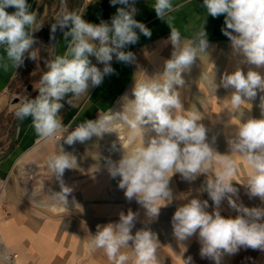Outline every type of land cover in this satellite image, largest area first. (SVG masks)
Returning a JSON list of instances; mask_svg holds the SVG:
<instances>
[{
    "label": "clouds",
    "instance_id": "9594fccd",
    "mask_svg": "<svg viewBox=\"0 0 264 264\" xmlns=\"http://www.w3.org/2000/svg\"><path fill=\"white\" fill-rule=\"evenodd\" d=\"M110 2L113 6L122 5L111 23L93 24L77 11H69L66 0H62L51 32L54 35L57 27L67 29L64 31V38L69 40L67 49L48 61L47 71L39 80L38 95L19 98L15 116L20 120L31 117L40 138L59 136L67 145L84 143L92 137L103 138L107 133H116L118 126L125 127L134 147L123 150L119 160L106 158L105 163L109 175L120 178L118 187L125 198L135 199L145 209L148 222L155 221L160 209L172 203L174 196L169 184L174 174L179 173L186 181L204 175L200 191L207 193L214 210L206 211L208 200L198 198L177 207L171 218L175 238L184 241L198 232L201 257L210 258L215 264H220L225 253L235 254L241 247L264 250V207H245L233 199L238 193L233 184L237 166L231 158L232 154H238L246 161L249 175L243 185L249 198L264 201V96L260 102L261 118L241 119L232 129L227 138L230 154H221L212 146L215 137L209 143L207 129L199 123L201 114L185 110L181 101L183 74L201 54L208 55L209 41L204 27L190 39L182 38L179 30L171 28L168 38L173 46L171 57L164 61L161 72L135 78L134 98L122 97V110H108L71 131L70 123L63 124L58 112L67 94H72L67 103L74 107V97L88 93L90 87L99 86L106 75L115 72L111 65L114 56L118 62H134V53L124 49L138 42L137 30L151 37V30L134 18L135 0ZM9 7L15 11L7 12ZM202 7L213 18L224 16L221 32L240 56L235 70L225 72L219 85L212 79L209 87L213 93L218 87L229 90L225 100L234 114L239 112L243 117V106L254 100L258 91L264 92V76L257 70L264 68V0H203ZM153 9L161 20L176 10L172 0H156ZM36 23L37 15L27 0H0V46L7 61L2 65L4 70H8V62L15 68L22 66L26 56L36 60L35 52L31 51L36 43L31 29ZM90 57L103 64V69L93 64ZM241 65L249 66L248 70L245 72ZM153 131L154 136H147ZM47 166L59 183V191L50 189L52 199L67 208L73 189L65 184L63 176L66 169L78 167L77 159L60 147L48 157ZM225 198L239 213L235 218L221 215L219 208ZM136 219L137 213L129 209L127 214H119L118 222L97 224L95 234H90V251L103 250L110 264H161L157 234L147 228L133 234ZM123 249H131L132 255ZM182 260L183 264H192L190 256Z\"/></svg>",
    "mask_w": 264,
    "mask_h": 264
},
{
    "label": "crops",
    "instance_id": "0c3cea01",
    "mask_svg": "<svg viewBox=\"0 0 264 264\" xmlns=\"http://www.w3.org/2000/svg\"><path fill=\"white\" fill-rule=\"evenodd\" d=\"M69 1L71 0H66L67 5ZM27 2L31 5V11L36 13L37 21L42 16V10L55 5L56 12L62 5V0ZM155 2L156 0H135L137 13L134 18L144 23L152 34L150 38L145 37L137 30L138 42L124 49L134 53V62H118L114 56L111 65L115 72L106 75L99 86L90 87L88 93L74 97V107L67 103L72 94H67L65 100L61 101L63 107L58 115L63 124L70 123L75 128L96 113L106 110L138 71L145 69V73L152 76L155 69L163 70L164 61L171 57L173 50L168 39L171 28L179 30L182 38L190 39L204 27L209 41L208 55L201 54L190 70L183 74L185 87L180 89L181 101L185 110L198 111L201 114L199 123L206 127L209 143L215 137L216 141L212 146L221 154H230L228 136L241 119L261 118L260 102L264 92L258 91L257 97L243 106V117L239 112L234 114L230 103L225 100L230 91L218 87L213 93L209 87L212 79L219 85L222 75L234 71L240 60L229 38L221 32L224 16L213 18L207 15L206 9L202 7L203 0H172L176 10L161 20L153 9ZM118 7L122 5L113 6L110 0H83L79 14L93 24L102 21L110 24ZM6 11L12 13L15 9L9 7ZM59 13L57 11L58 15ZM52 24L54 23L47 25L49 28L45 39L49 36ZM35 28L36 24L31 29L34 34ZM68 43L69 40L64 38L63 33L57 55L64 54ZM5 57L4 48L0 46V105L6 102L13 81L22 67L15 68L8 62V70H4L2 65L7 62ZM90 59L98 68L103 69V64L98 63L95 57ZM241 67L246 72L249 66ZM257 70L264 76V68ZM192 79V85L186 82ZM201 96H204L203 101ZM128 98H134L132 92L128 93ZM117 110L119 108L116 105L113 112ZM122 130L124 139L131 145L130 149L127 148L130 151L134 144L127 137V129L124 127ZM154 135V131L147 134ZM105 143L104 139L97 137L84 143L77 141L73 145H67L59 136L42 139L36 134L31 117L21 121L14 148L0 161V251L4 254H17L18 264H110L103 250L90 251L91 235L95 234L97 224L118 222L119 214H127L131 209L137 213L133 234L141 228L150 229L157 234L161 264H183L182 259L189 256L192 264H215L212 259L201 257L198 232L187 240L178 241L173 235L171 224L177 207L192 198L208 200L209 207L206 211L213 212L215 206L212 201L206 192L200 191L206 177L200 175L195 181H186L179 173L174 174L169 184L174 196L172 203L160 209L159 217L155 221L148 222L145 209L135 199L128 201L125 198L124 191L118 187L120 178L113 179L109 175L106 156L101 152ZM60 147L73 154L78 164L75 169H66L63 176L65 184L73 189L68 197L67 208L57 205L50 193V189L59 191V183L52 177L47 161ZM231 158L237 166L233 184L238 193L233 199L245 207H264V201L259 197L249 198L248 190L243 185L249 175L246 161L238 154H232ZM219 210L226 218H235L239 214L230 207L227 198L222 201ZM122 251L132 255L131 249ZM220 264H264V250L241 247L235 254L225 253Z\"/></svg>",
    "mask_w": 264,
    "mask_h": 264
},
{
    "label": "rangeland",
    "instance_id": "374dc122",
    "mask_svg": "<svg viewBox=\"0 0 264 264\" xmlns=\"http://www.w3.org/2000/svg\"><path fill=\"white\" fill-rule=\"evenodd\" d=\"M76 1L77 0H71L68 2L67 8L69 11H74ZM55 7L57 8V6L54 5V7H47L46 9L41 11L42 16L39 17V20L36 23L34 34L36 43L34 44L33 49H31V51L35 52L36 60H32L31 58L26 57L19 71V74L13 81L6 102L0 105V153L7 149L14 136L15 127L17 126L18 120L14 113L16 105L19 103V98L25 95L33 98L38 95L37 88L39 80L42 74L47 71L46 65L48 61L52 59V42L56 32L53 35L50 28V31L48 32L49 36L46 39L45 36L47 33V28H49L47 27V25H49V23L51 22L55 23L58 17L57 11L59 13L60 10L58 9L55 12ZM58 29L59 27H57V30ZM158 72H161V70L158 71L155 69L152 74L154 75ZM144 73L145 69L143 71H138L135 77L132 80L128 81L129 83H127L125 86H123L121 94L116 99H114V101H112L110 105H108L107 109L96 113L90 119L95 120L98 118V115H103L108 110L113 111L116 105L117 109L119 108V110L117 111H120L123 104L122 97H124L125 95L128 97V93L132 92V89L134 87L135 78H143ZM186 82L192 85L193 79ZM200 98L203 101L204 96H201ZM123 128L124 127L122 126H118L116 128V133H107L103 136V138H101L106 141L104 147L101 149L102 154L105 155L106 158H111L113 161H117L118 157L122 155L123 150L128 151L127 148H131V145L128 143L127 139H124L125 135L122 133ZM72 129L74 128H70L69 131H71ZM126 132L128 137L129 131L126 130ZM113 145H115V147H113Z\"/></svg>",
    "mask_w": 264,
    "mask_h": 264
},
{
    "label": "water",
    "instance_id": "95a60500",
    "mask_svg": "<svg viewBox=\"0 0 264 264\" xmlns=\"http://www.w3.org/2000/svg\"><path fill=\"white\" fill-rule=\"evenodd\" d=\"M82 3L83 0H77L76 1V5L74 8V11H77L78 13H80L81 7H82ZM67 29H63L61 30L60 28L56 31L54 38H53V42H52V59L57 56L58 54V45H59V41L61 36L63 35L64 31H66ZM35 98V97H33ZM20 119L17 120V126L15 127V133L14 136L10 142V144L8 145L7 149L3 152L0 153V161L5 158L6 156H8L10 154V152L12 151V149L14 148L18 133H19V126L21 124Z\"/></svg>",
    "mask_w": 264,
    "mask_h": 264
},
{
    "label": "built area",
    "instance_id": "2783aa9c",
    "mask_svg": "<svg viewBox=\"0 0 264 264\" xmlns=\"http://www.w3.org/2000/svg\"><path fill=\"white\" fill-rule=\"evenodd\" d=\"M0 262L2 264H18L17 254H4L0 251Z\"/></svg>",
    "mask_w": 264,
    "mask_h": 264
}]
</instances>
